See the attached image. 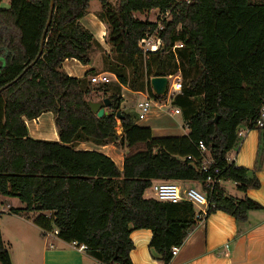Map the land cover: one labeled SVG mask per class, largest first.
<instances>
[{
	"label": "trees",
	"instance_id": "16d2710c",
	"mask_svg": "<svg viewBox=\"0 0 264 264\" xmlns=\"http://www.w3.org/2000/svg\"><path fill=\"white\" fill-rule=\"evenodd\" d=\"M90 1L54 0L42 54L18 79L38 53L50 0H9L8 8L0 7V196L17 197L25 207L9 211L28 215L43 232L56 229V237L67 243L84 244L101 263L133 264L130 233L136 229L151 231L153 259L170 262L171 248L198 223L196 208L186 201L146 198L153 181H197L207 196V216L219 210L244 222L248 212L264 208L245 195L260 186L256 171L264 161V125H255L264 106V0L179 3L163 21L161 46L145 55L140 42L156 24L134 14L163 12L174 0H98L97 17L114 54L111 61L103 53L113 83H92L94 69L79 78L62 68L68 58L88 65L90 51L102 50L80 23ZM176 43L182 47L173 49ZM143 68L146 90L155 99L164 96L154 95L150 78L180 72L182 89L172 104L181 109L188 134L153 136L150 127L136 124L135 115L121 108V86L143 89ZM99 91L109 92L110 100L101 117L88 104ZM45 112L53 114L57 141L29 136L24 118ZM242 126L259 132L252 169L226 159L241 143ZM77 141L115 144L124 152L122 170L103 153L77 149ZM208 157L214 164L203 173L200 166ZM208 176L218 180L212 188L205 185ZM226 181L243 196L228 194L220 184ZM0 263L12 264L1 231Z\"/></svg>",
	"mask_w": 264,
	"mask_h": 264
},
{
	"label": "crops",
	"instance_id": "0c3cea01",
	"mask_svg": "<svg viewBox=\"0 0 264 264\" xmlns=\"http://www.w3.org/2000/svg\"><path fill=\"white\" fill-rule=\"evenodd\" d=\"M90 3L87 13L80 19V23L93 34L103 50H97L95 53L99 62L95 66L91 63L83 65L77 59L68 58L63 61L62 68L69 76L79 78L83 77L90 69H94L95 74L104 73L108 77L107 83H113L116 81L115 75L105 71L104 59L101 58V52L110 54V45L106 42V26L97 17L100 9H90ZM8 7L9 4L5 8ZM106 61L108 62V59ZM142 73L143 77L139 82H143V89L140 86L137 90L132 89L129 85L121 86L120 94L123 99L121 108L135 115L136 124L150 127L153 136L188 134L181 109L172 104L174 96L178 93L170 101L151 97L146 90L147 79L144 76V68ZM167 78L169 83L173 76L168 75ZM96 94L92 101L102 102L104 98H107L106 95L109 92L99 91ZM148 98L152 99L150 109L139 118V109L136 105ZM160 104H164V106L161 107ZM175 108H179L180 112L173 113ZM105 110L107 111L106 107ZM24 121L29 136L32 138L51 141L59 139L51 112L42 113L33 119L24 118ZM115 128L119 135L122 134L118 118ZM240 129L245 132L241 143L238 149L229 152L227 157L237 166L252 169L258 151L259 132L256 129L249 130L245 126ZM75 145L77 149L95 150L109 156L117 168L122 170L124 152L115 144L98 145L91 141H77ZM256 176L260 186L248 188L245 195L264 207V161L261 169L256 171ZM175 181L182 188L198 186V182L194 180ZM220 184L224 186L228 194L238 198L243 196V193L236 189L235 183L226 181L220 182ZM228 186L231 190H228ZM13 201L18 202V206L15 208L25 207V204L17 197L0 196V214L7 212L9 207H13ZM6 206L8 207L5 209ZM16 218L18 224L8 233H11L8 237V248L5 244L3 227L0 224L1 237L9 252L12 264H105L85 251H80L72 243H67L56 235L45 234L32 222L31 218L22 216V214L16 215ZM151 237L152 233L149 229H136L130 233L133 249L129 255L133 264H161L150 255L148 246ZM169 264H264V208L248 212L247 220L244 222H236L232 216L219 210L209 214L203 222L197 223L189 231Z\"/></svg>",
	"mask_w": 264,
	"mask_h": 264
},
{
	"label": "built area",
	"instance_id": "2783aa9c",
	"mask_svg": "<svg viewBox=\"0 0 264 264\" xmlns=\"http://www.w3.org/2000/svg\"><path fill=\"white\" fill-rule=\"evenodd\" d=\"M189 3L190 0H174L173 4L171 5V8L166 9L163 12L158 11V15L156 19L153 21L156 24V27L153 31L148 32L146 36L141 40L140 45L142 46V50L144 55L147 52H155L159 49V47L162 44V40L159 37V32L163 29V21L169 20L171 17V11L172 9L179 3ZM176 47H182L181 43H176L173 46V49ZM108 77L104 73H99L90 76V81L92 83H106L108 82ZM182 89V84L179 80L178 76H173V79L171 82L167 85V90L164 95V97L161 100L170 101L172 97L179 93ZM152 99L148 98L146 101L137 103V108L139 109V118L142 117V115L146 114L151 106ZM161 107L164 106V104H160ZM179 108H175L173 110V113H179ZM255 125L257 127H262L264 125V106L261 107V109L258 112V117L255 121ZM239 137H243L244 131L241 129H238L237 131ZM199 150L201 152H205L206 148L202 141H199ZM187 158H190V156H187ZM227 161H230L229 158H226ZM213 160L211 158H205L204 162L200 166L201 171L203 173L209 172V170L213 167ZM218 173V169H213V174ZM216 177L208 176L205 180V185L208 188H212L214 183H217ZM200 185V184H199ZM144 196L146 198H153L161 202H170V203H178L180 201H186L194 205L196 208L195 218L197 219L198 223H201L205 220L207 217V209H208V200L206 193L201 189L197 188L195 186H189L187 188H182L176 181L173 180H155L153 183L148 187V189L145 191ZM8 207V206H6ZM45 234L50 235H56L57 230L54 229L51 232H44ZM75 247H77L80 251H84L86 249V246L84 244H76V242L72 243ZM179 250V246H173L170 250L171 252V259L173 256L177 254ZM111 264H117V263H111ZM161 264H169V262H162Z\"/></svg>",
	"mask_w": 264,
	"mask_h": 264
},
{
	"label": "rangeland",
	"instance_id": "374dc122",
	"mask_svg": "<svg viewBox=\"0 0 264 264\" xmlns=\"http://www.w3.org/2000/svg\"><path fill=\"white\" fill-rule=\"evenodd\" d=\"M109 1H111V3H114V0H109ZM253 1H260V0H253ZM2 2H3L2 5H0L1 8H5L9 4V0H3ZM90 9L99 10L100 9V3H99V1L98 0L91 1V3H90ZM157 15H158V10H156V9H153V10L147 12V13H135L134 14V16L136 18L140 19V20L147 19L149 21H153L154 19H156ZM140 47H142V46L140 45ZM96 52H97V49H94V50L90 51L91 64L93 66H95L99 62V60L97 59L96 54H95ZM106 55H109V57L111 58V61H114L113 60L114 54L112 52H110V54H106ZM106 55H103L102 52H101V58L104 59V61H103L104 67H106V63H107V61H106V59H107ZM141 71H143V69H141ZM127 73L126 74L128 76H131V71L129 69H128ZM172 76H178L180 82L182 83V77H181V74H180L179 71H177L174 74H172ZM96 85H98V84H96ZM96 95L97 94H95L93 98H95ZM139 99H141V97H139ZM134 107H136V106H134ZM135 110H136V108H135ZM242 128H243V126H242ZM197 185L198 186H196V187H199L200 188L199 183ZM227 188H228V190H231L230 189V186H228ZM12 206L15 208L16 206H18V202H14L13 201L12 202ZM6 208L7 207H5V209ZM23 214H22V216H23ZM16 215H21V213H14V212L8 210L7 212L0 214V224L3 227V231H4V234H5V244H6V247L8 246V237H9V235H11V233L8 234L9 233V230L10 229H13L14 226H16L18 224V220L16 218ZM24 216H28V215L24 214Z\"/></svg>",
	"mask_w": 264,
	"mask_h": 264
},
{
	"label": "water",
	"instance_id": "95a60500",
	"mask_svg": "<svg viewBox=\"0 0 264 264\" xmlns=\"http://www.w3.org/2000/svg\"><path fill=\"white\" fill-rule=\"evenodd\" d=\"M53 9H54V0H50V8H49V13H48V18H47L46 25H45V28L43 30V33L41 35L40 46H39L38 53H37L36 57L34 58V60L22 70V72L18 75V77L16 79L21 77L25 73V71L29 67H31L37 61V59L40 57V55L42 54L43 43H44V40H45L47 28H48V26H49V24L51 22ZM10 84H11V82L8 83V85H10ZM167 85H168L167 76H154V77L150 78V87H151L152 92L154 93L155 96H158V97L164 96L165 93H166V90H167ZM2 89L3 88H0V91ZM88 104H89L91 110L96 114V116L97 117H101L102 115H106L108 113L105 110V107L109 106L110 100L108 98H104L102 100V102L89 101ZM116 118L120 119V113L116 114ZM214 121L216 122V118H215Z\"/></svg>",
	"mask_w": 264,
	"mask_h": 264
},
{
	"label": "bare ground",
	"instance_id": "6f19581e",
	"mask_svg": "<svg viewBox=\"0 0 264 264\" xmlns=\"http://www.w3.org/2000/svg\"><path fill=\"white\" fill-rule=\"evenodd\" d=\"M161 97V96H160Z\"/></svg>",
	"mask_w": 264,
	"mask_h": 264
}]
</instances>
